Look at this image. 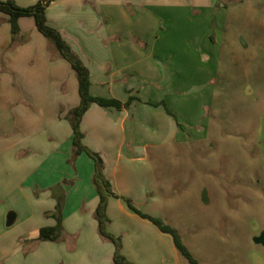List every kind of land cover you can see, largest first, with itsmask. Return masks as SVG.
<instances>
[{
    "label": "crops",
    "instance_id": "obj_1",
    "mask_svg": "<svg viewBox=\"0 0 264 264\" xmlns=\"http://www.w3.org/2000/svg\"><path fill=\"white\" fill-rule=\"evenodd\" d=\"M13 1L29 7L39 0ZM219 2L55 0L46 10L48 24L88 67L91 94L122 103L133 99L122 110L93 104L82 118L83 143L102 157L116 195L163 221L165 209L149 151L175 145L187 150L191 143L207 141L213 125L210 111L243 99V81L263 93L264 99V59L258 70L251 71L255 58L240 57L247 45L237 35L242 24L232 16L229 19V8ZM251 2L253 9L264 6V0ZM190 12L204 18L202 36H196L195 30L188 33L190 43L203 44L198 53L183 52L176 58L168 52L145 53L136 45L146 40L142 27L150 14L155 18L154 13H163L167 20H175L182 16L175 13ZM19 26L21 34L13 42L9 17L0 13V264H114L115 246L102 240L94 218L100 201L93 184L94 161L83 153L73 168L67 163L73 132L65 116L80 104L76 74L38 32L33 18H21ZM259 39L257 43L264 41ZM161 42L171 40L164 37ZM176 75L182 76L181 85L170 84L169 77ZM176 90L181 96L175 95ZM217 123L216 135L231 138L235 133ZM262 124L264 138V119ZM22 152H27L22 154L26 158L20 159ZM64 181L70 184L63 185L62 241L32 242L41 228L56 225L46 216L57 204L49 190ZM33 185L42 190L37 198L26 194ZM3 188L19 189L18 199L29 205L25 213L12 211L16 219L11 226L19 222V227L10 237L3 228L7 217L1 206ZM106 214L108 231L121 239V254L128 262L182 264L172 237L130 210L123 199L110 197ZM22 236L32 242L30 247L25 243L26 251L31 250L28 256L19 245Z\"/></svg>",
    "mask_w": 264,
    "mask_h": 264
},
{
    "label": "rangeland",
    "instance_id": "obj_2",
    "mask_svg": "<svg viewBox=\"0 0 264 264\" xmlns=\"http://www.w3.org/2000/svg\"><path fill=\"white\" fill-rule=\"evenodd\" d=\"M251 1L220 0L219 4L229 8V19L232 16L234 21L242 24L236 29L237 35L240 42L243 40L247 45L240 57L255 58V67L251 71H256L259 61L264 59V41L257 43L259 38H264V6L253 9ZM154 14L155 18L150 14L142 27L146 40L142 44L135 41L143 52H168L177 58L183 52L198 53L199 47H203L199 41L189 42L188 33L192 30L196 36H202L204 18L198 13H175L182 15L175 20H167L163 13ZM186 34L189 40L184 39ZM164 37L171 42H161ZM239 79L244 76L240 75ZM169 82L181 85L182 76L169 77ZM240 91L243 99L234 100L229 108L214 107L210 111L209 119L213 125L207 141L191 143L185 146L187 150L175 145L149 151V162L158 183L157 192L164 204V222L179 233L199 264H264V246L255 243V238L264 232V99L263 93L256 87L252 89L249 82L243 81ZM175 95L181 96L177 90ZM218 121L225 130L235 132L231 138L216 135L214 129ZM22 154L27 152L19 156L26 158ZM67 163L73 168L72 162ZM46 167L50 169L52 165ZM54 188L49 191L52 193ZM2 190L5 196L1 198V206L7 211L6 216L14 210L27 212V201L18 199V194L22 195L19 189ZM29 190L26 194L34 198L42 192L35 185ZM6 225L7 217L3 228L10 231V237L18 229L19 222L11 227ZM27 238L22 236L19 242L24 256L31 252L30 249L26 251L25 243L29 247L32 243ZM180 258L182 264H189Z\"/></svg>",
    "mask_w": 264,
    "mask_h": 264
},
{
    "label": "trees",
    "instance_id": "obj_3",
    "mask_svg": "<svg viewBox=\"0 0 264 264\" xmlns=\"http://www.w3.org/2000/svg\"><path fill=\"white\" fill-rule=\"evenodd\" d=\"M54 1L55 0H40L32 6L21 7L13 0H0V13L9 17L13 42H16L17 37L21 34L19 20L21 18H33L38 32L55 47L59 55L71 65L72 70L76 74L79 87L80 104L76 108L70 110L65 116V120L70 124L73 132V151L69 162H72L74 165L75 161L83 153H86L94 161L95 173L93 177V184L100 198L99 205L94 214V218L98 222L99 234L102 240L111 242L115 246L114 264L132 263L128 262L121 254V239L119 237L113 236L108 231V224L110 223V220L106 214V211L108 200L110 197L123 199L130 210H132L141 218L153 223L156 227L159 228L161 232L169 234L173 239L177 252L182 258L187 260L189 264H199V262L188 250L181 236L175 229H173L171 226H169L159 218H155L142 213L135 206L131 199L120 197L112 191L111 184L104 173L105 165L102 157L98 153L93 152L84 145L83 140L85 135L81 129L82 118L93 104H97L102 108L122 110L128 109L133 99H129L128 102L122 103L117 99L95 97L91 94V76L88 67L73 51L71 46L65 41L61 33L48 24L46 10ZM155 106H157V104ZM166 110L170 114L167 108ZM68 184H70L68 181H64L62 184L56 185L52 192V196L56 200L57 204L54 212L46 213V216L55 219L56 225L52 227L41 228L39 230L37 238L32 242L58 243L62 241L65 235V230L62 224V214L66 197L63 185Z\"/></svg>",
    "mask_w": 264,
    "mask_h": 264
},
{
    "label": "water",
    "instance_id": "obj_4",
    "mask_svg": "<svg viewBox=\"0 0 264 264\" xmlns=\"http://www.w3.org/2000/svg\"><path fill=\"white\" fill-rule=\"evenodd\" d=\"M16 219V214L14 212H10L7 216V225L11 226ZM255 243L264 246V232L257 238H255Z\"/></svg>",
    "mask_w": 264,
    "mask_h": 264
}]
</instances>
